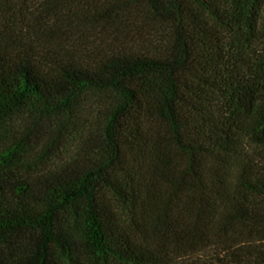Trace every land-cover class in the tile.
<instances>
[{
  "label": "trees",
  "instance_id": "16d2710c",
  "mask_svg": "<svg viewBox=\"0 0 264 264\" xmlns=\"http://www.w3.org/2000/svg\"><path fill=\"white\" fill-rule=\"evenodd\" d=\"M42 3L0 23V264H264V0Z\"/></svg>",
  "mask_w": 264,
  "mask_h": 264
},
{
  "label": "rangeland",
  "instance_id": "374dc122",
  "mask_svg": "<svg viewBox=\"0 0 264 264\" xmlns=\"http://www.w3.org/2000/svg\"><path fill=\"white\" fill-rule=\"evenodd\" d=\"M44 0H0V23L5 24L6 21L12 20L11 18H9V14L12 12H16L17 15L15 16L17 19L19 17H22L20 15V10L24 13H30V14H38V13H42L44 12L43 10V2ZM68 10V9H66ZM69 13L68 11H66L65 14ZM45 14V13H44ZM43 14V16H44ZM40 16V14L38 15ZM47 16V15H46ZM44 18V17H43ZM46 21L45 24L46 26H52L54 25V23L52 22L51 18H47L45 17ZM11 22V21H9ZM15 23L17 25V29L18 30H22L25 28L24 24H22V21L17 22V20H15ZM44 24V26H45ZM80 30L78 31L79 36L77 35L78 33L76 32V30H72L70 34H68L69 38L68 40H66V44L74 41V39H79L82 36L85 38H90L93 37V39H96V37L101 36V32L103 31V29L101 28L100 25H86L82 28H79ZM75 32L77 34H75ZM23 35V33H22ZM27 36V35H26ZM257 98L258 101L262 100L264 98V93L263 92H258L257 93ZM246 236V235H245ZM245 236H240V237H234L230 240H226V242L218 240L215 241L218 238H212V241L210 242V247L205 248V249H201L200 253L197 252H190L187 250H183V249H178L175 253L177 254V257L175 258L176 263L175 264H186V259L189 257H200V258H210L212 257V255L214 253H218L219 251H222L221 248H226L227 244H243L244 241L242 242V239L246 238ZM234 245V246H236ZM233 246V245H232ZM215 249H217V251L215 252ZM172 254V252L170 253Z\"/></svg>",
  "mask_w": 264,
  "mask_h": 264
}]
</instances>
